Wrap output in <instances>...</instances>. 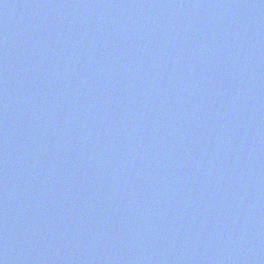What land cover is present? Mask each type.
I'll list each match as a JSON object with an SVG mask.
<instances>
[{"label": "water", "instance_id": "water-1", "mask_svg": "<svg viewBox=\"0 0 264 264\" xmlns=\"http://www.w3.org/2000/svg\"><path fill=\"white\" fill-rule=\"evenodd\" d=\"M0 264H264V0H0Z\"/></svg>", "mask_w": 264, "mask_h": 264}]
</instances>
